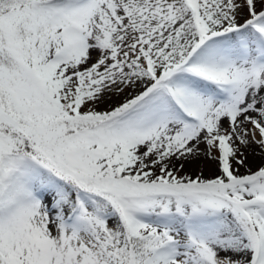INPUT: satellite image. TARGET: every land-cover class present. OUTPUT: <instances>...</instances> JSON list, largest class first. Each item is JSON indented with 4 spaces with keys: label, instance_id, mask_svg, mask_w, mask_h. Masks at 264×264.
<instances>
[{
    "label": "snow or ice",
    "instance_id": "6c2138e0",
    "mask_svg": "<svg viewBox=\"0 0 264 264\" xmlns=\"http://www.w3.org/2000/svg\"><path fill=\"white\" fill-rule=\"evenodd\" d=\"M0 264H264V0H0Z\"/></svg>",
    "mask_w": 264,
    "mask_h": 264
},
{
    "label": "rangeland",
    "instance_id": "374dc122",
    "mask_svg": "<svg viewBox=\"0 0 264 264\" xmlns=\"http://www.w3.org/2000/svg\"><path fill=\"white\" fill-rule=\"evenodd\" d=\"M257 156V157H254ZM261 162V158L258 155H250L249 157V163L255 168L257 165H259ZM243 171V169L241 170ZM207 175V173H205Z\"/></svg>",
    "mask_w": 264,
    "mask_h": 264
},
{
    "label": "bare ground",
    "instance_id": "6f19581e",
    "mask_svg": "<svg viewBox=\"0 0 264 264\" xmlns=\"http://www.w3.org/2000/svg\"><path fill=\"white\" fill-rule=\"evenodd\" d=\"M254 157H257V156H254Z\"/></svg>",
    "mask_w": 264,
    "mask_h": 264
}]
</instances>
